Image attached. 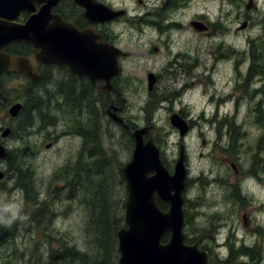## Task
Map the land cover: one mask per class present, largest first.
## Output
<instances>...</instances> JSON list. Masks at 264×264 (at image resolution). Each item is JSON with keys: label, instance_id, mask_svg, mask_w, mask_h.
<instances>
[{"label": "rangeland", "instance_id": "1", "mask_svg": "<svg viewBox=\"0 0 264 264\" xmlns=\"http://www.w3.org/2000/svg\"><path fill=\"white\" fill-rule=\"evenodd\" d=\"M253 2L248 10L246 5L249 0L191 1L183 14L184 19L200 18L199 14L207 13L208 16L204 19L214 22L213 33L202 35L191 31L192 54L186 57V61L193 65L187 66L185 72L178 71L177 80L175 76L169 78L163 83L161 90L167 89L170 82L180 85L187 83L191 87V81L205 80L207 86L204 87L205 91L188 88L179 99L174 98L170 103V97L159 94L161 90L155 91L153 95L147 93V75L155 67L150 60L145 63L146 51L135 52V48L144 43L138 37L133 38V35L131 39L125 25L120 27L123 36L131 43L124 44L130 51L125 70L128 72L129 67L134 66L136 69L133 72L137 74V80L130 79L126 83L124 114L132 129L143 125L152 126L151 136L164 146L165 156L162 159L171 172L179 155L180 144H184L188 153L190 175V186L186 194L187 198L189 194V201L184 204L189 214L185 231L189 242L204 237L215 258H224L227 255L231 246L225 244L227 239L232 240L237 247L242 244L256 246V254H261L260 245L264 248V95L254 93L252 83L248 87H237V84L243 82V78L233 81L234 71L231 66L234 60L230 66L221 61L210 69L213 64L212 49L215 48L218 54L221 52L220 57H223L233 48L238 51L236 56L242 58L245 54H241L240 50L247 46L248 40H263L264 0ZM127 4L131 7L137 6L136 0H128ZM175 13L177 12L170 15ZM244 23L246 27H242ZM174 38L178 40L177 37ZM207 91L214 93L213 103L208 102V94H204ZM227 96L231 98L228 100ZM181 107L184 109L181 115L193 121V129L184 139H181L178 130L170 123V116L174 113L172 109ZM231 120L239 124L235 131L239 137L232 152L223 149V144L217 143L219 126L228 124ZM214 121H217L216 124L212 123ZM51 131L58 136V143L49 149L44 141H48ZM69 131L71 130L37 129L28 141L19 139L15 148L20 150V154L24 149H29L22 155L25 159L19 163L30 174L32 184H26L32 191L15 188L12 182L0 190V203L22 204V213L27 217L25 220H16L19 229L16 243L24 248L25 245L41 241L38 252L44 255L51 241L55 246L68 244L83 249L90 241L86 231L90 220L88 207L83 204L82 194L78 196L70 193L66 175L69 166H73V170L80 160L89 162L91 159H87L85 154L74 159L80 143L74 137H68ZM15 140H18L16 136ZM80 148L86 153L90 146L88 144ZM103 149L107 152V158L96 162H105L104 170L101 175L92 172V188L88 200L93 196L95 182L106 181L113 192L110 204L114 209V217L115 203L118 206L117 215L123 216L126 225L125 208L121 211V207L126 203L127 191L121 168L131 159L134 149L131 131L122 127L121 132L116 133L111 125L106 131ZM227 156H230L229 161L226 160ZM233 163L237 166L238 173L233 169ZM87 177L90 179L89 174ZM27 180L28 177L23 182ZM234 192L242 198L233 197L231 194ZM39 201L50 204L49 213L44 217L43 233H39L35 227L36 222L31 221ZM212 234L215 239L211 237ZM29 252L30 250L25 251L26 254ZM34 257L37 255L34 254ZM40 260L44 261V256H40Z\"/></svg>", "mask_w": 264, "mask_h": 264}, {"label": "flooded vegetation", "instance_id": "2", "mask_svg": "<svg viewBox=\"0 0 264 264\" xmlns=\"http://www.w3.org/2000/svg\"><path fill=\"white\" fill-rule=\"evenodd\" d=\"M10 1V9H4L8 17L0 16V19L4 18L14 27L24 26L35 17L36 20L39 19L40 24L45 28H52L56 25L58 41L55 49L44 46L39 47L37 42L34 43L35 35L31 32L25 39H11L5 43H0V56L12 55L21 59L22 63L25 62L18 69L0 70V147L3 149L0 156V190L4 189L9 182H12L14 187H21L25 191L29 189L26 184L17 186L22 182L18 178L21 176L20 172L24 171L19 161L25 159V156L22 155L27 153L29 149H24L20 154V150L15 147L19 143V139L28 141L37 129H70L71 131L67 132L68 137H74L80 143L74 159L85 154L88 156L87 159L90 158L91 160H101L107 154L106 150L103 149V144L106 131L110 129L111 125L116 133L121 132L122 127L130 131L135 129H132L124 114L125 103L123 101L126 100L127 81L130 79L137 80V74L133 72L136 69L134 66L129 67L128 72L125 70V62L130 57V51L124 45L128 41L120 30L121 25H125L126 32L131 39L133 35V38L138 37L140 42L144 43V45L140 44L135 48V52L142 53L146 51L144 53V56H146L145 63L150 60L155 67L151 70L153 72H149L147 75L148 87L146 91L150 95L161 90L163 83L167 82L172 76H175L177 80L176 73L178 71L185 72L187 66L193 65L192 62L186 61V57H190L192 54L191 31L205 35L210 32L213 33L215 27L214 22L204 19L208 16L207 13L199 14L201 15L200 18L184 19L183 14L191 5L192 0H136V7L129 6L127 4L128 0ZM90 2L102 5L105 10L103 21L90 22L86 15ZM174 12L177 13L170 15ZM64 31L68 41L65 42L67 49L63 47L65 44L63 42ZM77 31L87 38L89 45L91 44L90 39L95 36L97 44L113 49L111 56L114 66L112 68L110 66L105 67L108 72L107 75L100 70L94 71L92 67L86 69L85 66L75 62L78 54L89 52L85 46V44L88 45L86 41L80 45L82 50L73 41ZM90 36L92 37L90 38ZM174 37H177L178 40L176 41ZM257 44L261 45L256 40H248L247 46L243 50L239 49L241 54H245L242 58L236 56L238 51L233 48L223 57H220L221 52L218 54L215 48L212 49L213 64L210 69L221 61L230 66L233 63L232 60H234L231 66L234 71L233 81L237 82V80L243 78V82L237 84V87L239 85L248 87L252 83L253 92L264 95V48L257 49L254 52L252 47ZM175 46H177L176 50L174 49ZM195 59H198V57ZM196 67H199V65ZM151 75L154 77V83L150 86L149 77ZM190 84L191 87H188L187 83L180 85L170 82L169 87L161 90L159 94L170 97V103L174 98L175 100L179 99L188 88L190 90L202 89V91H205L204 87L207 86L205 80H194ZM209 89L212 90L211 87ZM204 94H208V102H214L213 92L207 91ZM227 97L228 100L231 98L230 96ZM182 108H173L172 111L181 115L184 112ZM12 110L16 113L13 114ZM114 116L123 118L129 127L126 128ZM181 116L183 117V115ZM82 121H85V123ZM186 121L188 129L185 136H180L181 139L187 137L193 129V121L190 119H186ZM217 121L212 123L216 124ZM227 125H229V128ZM79 127L82 132L78 130ZM237 127H239V124L232 120L228 121V124L219 126L217 143L223 144V149L233 151L239 137L235 134ZM98 132L101 134L99 135ZM50 134L48 141H44L46 148L49 149L58 143V136L54 135L53 131ZM101 135L102 137H100ZM15 136L18 140H15ZM153 140L160 148L163 158L165 156L164 146L157 139L153 138ZM88 144L90 146L88 153H83L80 147ZM182 147L185 148L183 143L180 144L179 151ZM185 159L187 188L184 196L185 204H187L189 194L188 198L186 194L190 186L187 152L185 153ZM226 160L229 161L230 156H227ZM232 167L238 173L237 166L234 163ZM27 177L28 182L24 183L30 181V184H32L29 174ZM214 178L217 179V176H214ZM231 195L241 197L237 192ZM186 225L187 219L184 231ZM212 235L211 237L215 239V235ZM165 237L166 235L163 237V241L166 240ZM197 241L201 249L208 251L209 264H264V248L262 245H260L261 254H256V246L250 245L252 247H249L242 244L237 247L232 240L227 239L228 242L225 244L231 245L228 248L227 255L224 258H215L204 237H199ZM217 245L220 246L221 244Z\"/></svg>", "mask_w": 264, "mask_h": 264}, {"label": "water", "instance_id": "3", "mask_svg": "<svg viewBox=\"0 0 264 264\" xmlns=\"http://www.w3.org/2000/svg\"><path fill=\"white\" fill-rule=\"evenodd\" d=\"M91 2L86 13L90 22L103 21L105 10L102 5ZM10 3V0H0V7H2L0 16L8 17L4 9H10ZM252 5V0H249L246 8L250 9ZM0 20V43L11 39H25L33 32L35 35L33 41L37 42L39 47L55 49L58 41L56 25L52 28H45L35 17L24 26L14 27L4 18ZM242 27H246V23ZM63 33H65L63 34L65 43L67 41L66 32ZM75 37L73 41L82 50L80 45L84 41L88 44L87 38L83 37L79 31L76 32ZM90 43L89 46L85 44L89 52L78 54L75 62L85 66L86 69L92 67L94 71L100 70L107 75L105 67L114 66L111 56L113 49L97 44L95 36L90 39ZM63 47L67 49V44L65 43ZM23 64L25 62L22 63L21 59L12 55L0 56V70L18 69ZM149 83L150 86L153 85V75L149 77ZM12 113L15 114L16 111L12 110ZM115 119L123 123L126 128L129 127L123 118L115 117ZM170 121L180 131L181 136L186 134L187 122L180 114H172ZM150 129L151 126L147 125L133 130L135 147L132 158L122 167V177L126 182L127 190L125 204L127 226L117 231L120 253L117 264H209L208 251L200 249L198 241L194 244L185 242L187 236L183 231L185 224L183 204L187 169L184 147L181 148L173 172H170L163 164L160 148L153 138L148 137L146 140ZM2 153L3 149L0 147V156ZM158 199L167 202L169 208L163 210ZM166 233L170 234L169 240L162 242Z\"/></svg>", "mask_w": 264, "mask_h": 264}, {"label": "trees", "instance_id": "4", "mask_svg": "<svg viewBox=\"0 0 264 264\" xmlns=\"http://www.w3.org/2000/svg\"><path fill=\"white\" fill-rule=\"evenodd\" d=\"M263 31L264 23L262 25ZM258 42L261 45H253L252 50L254 52L257 49L264 48V38ZM104 165L105 162L103 161L96 162V160H91L87 162L80 160L76 168L72 170L73 166H69L67 169L66 181L70 188V193L78 196L82 194L81 199L83 204L88 207L90 215L86 230L90 241L84 249L77 245L68 244L55 246L52 241L48 243L46 255L38 252L41 241L33 242V245H25L24 248H21L16 243L19 231L17 222L14 221L11 226H5L3 222H0V257L2 264H117L119 259L117 230L124 226V219L122 215H117L118 206L115 203V217L112 212L114 211L110 204V198L113 197L112 188L106 181L98 180L94 184L93 196L90 195L91 199L90 201L88 200V195L92 188V172L101 175ZM88 174L90 179L87 177ZM159 203L163 209L167 208L164 202L159 201ZM49 207L50 204L48 202H40L34 210V221H31L36 222L35 227L39 233H43L44 217H47ZM123 208H125L124 203L121 211H123ZM185 211L188 223L189 214L187 210ZM48 220L50 221V219ZM167 238L168 235H166L165 239L167 240ZM27 250H30L28 254L25 253ZM34 254L37 257H34ZM40 256H44V261L40 260ZM35 260L36 263H34Z\"/></svg>", "mask_w": 264, "mask_h": 264}, {"label": "clouds", "instance_id": "5", "mask_svg": "<svg viewBox=\"0 0 264 264\" xmlns=\"http://www.w3.org/2000/svg\"><path fill=\"white\" fill-rule=\"evenodd\" d=\"M27 217L22 213V204L0 203V222L5 226H11L16 220H25Z\"/></svg>", "mask_w": 264, "mask_h": 264}, {"label": "bare ground", "instance_id": "6", "mask_svg": "<svg viewBox=\"0 0 264 264\" xmlns=\"http://www.w3.org/2000/svg\"><path fill=\"white\" fill-rule=\"evenodd\" d=\"M95 100H96V99H95ZM102 100H103V99H102ZM98 101H99V100H98ZM100 101H101V100H100ZM94 102H95V101H94ZM99 103H100V102H99ZM94 104H97V103H94ZM104 104H105V103H104ZM99 106H100V105H99ZM99 106H98V107H99ZM101 108H102V107H101ZM103 109H104V108H103ZM103 109H102V110H103ZM100 110H101V109H100ZM100 110H97V111H100ZM95 113H96V112H95ZM101 113H102V112H101ZM101 113H100V114H101ZM89 114H90V113H89ZM98 114H99V113H98ZM86 115H88V114H86ZM94 115H95V114H94ZM99 117H100V115H99ZM80 118H81V117H80ZM83 118H84V117H83ZM83 118H82V119H83ZM101 118H102V117H101ZM87 119H88V118H87ZM95 119H96V118H95ZM98 119H99V118H98ZM83 120H84V119H83ZM94 121H95V120H94ZM99 121H101V120H99ZM82 122L85 123V121H82ZM82 122H81V123H82ZM81 123H80V124H81ZM97 124H98V122H97ZM81 125H82V124H81ZM84 126H85V125H84ZM106 126H107V125H106ZM88 127H89V126H88ZM90 127H91V126H90ZM95 127H96V126H95ZM98 127H99V126H98ZM106 128H107V127H106ZM78 130H80V127H79ZM86 130H87V129H86ZM80 131L82 132V129H81ZM101 131H102V130H101ZM101 131H100V132H101ZM98 133H99V132H98ZM77 134H78V133H77ZM89 134H90V133H89ZM100 134H101V133H99V135H100ZM74 136H75V135H74ZM78 136H79V135H78ZM81 136H82V135H81ZM92 137H93V136H92ZM100 137H102V135H101ZM78 138H79V137H78ZM81 138H82V137H81ZM87 139H88V138H87ZM99 142H100V141H99ZM91 143H92V141H91ZM95 146H96V145H95ZM86 148H87V147H86ZM84 150H86V149H84ZM87 151H89V149H87ZM87 153H88V152H87ZM89 154H90V153H89ZM103 154H104V153H103ZM99 155H100V154H99ZM97 156H98V155H97ZM97 156H96V157H97ZM87 157H88V156H87ZM104 157L107 158V155L104 156ZM100 158H101V157H100ZM94 159H95V158H94ZM96 159H97V158H96ZM97 160H98V159H97ZM90 161H91V160H90ZM92 161H94V160H92ZM109 162H110V161H109ZM90 163H91V162H90ZM110 164H111V163H110ZM106 166H107V165H106ZM109 167H110V166H109ZM109 167H107V168H109ZM103 168H104V167H103ZM103 170H104V169H103ZM105 170H106V169H105ZM108 170H110V169H108ZM108 170H107V171H108ZM22 171H23V170H22ZM30 172H31V171H30ZM109 172H111V171H109ZM107 173H108V172H107ZM20 174H21V176L19 177V179H21V181L23 182L24 179H26V177L28 176L29 172L25 170V171H23V172H20ZM110 174H111V173H110ZM29 175H30V174H29ZM29 177H30V176H29ZM31 178H32V177H31ZM66 179H67V178H66ZM70 179H71V178H70ZM29 180H30V179H29ZM71 180H72V179H71ZM19 182H20V181H19ZM22 182H21L19 185H17V186H20V185L22 186V184H26V183H24V182L22 183ZM27 182H28V181H27ZM29 183H30V182H29ZM26 185H27V184H26ZM23 186H24V185H23ZM30 186H31V185H30ZM15 188H16V187H15ZM18 188H19V187H18ZM22 188H23V187H22ZM28 188H29V187H28ZM31 189H32V188H31ZM31 189L29 188L28 190H31ZM34 189H35V188H34ZM26 191H27V190H26ZM31 191H32V190H31ZM34 191H35V190H34ZM34 191H33V192H34ZM10 192H11V191H10ZM10 192H9V193H10ZM35 193H36V192H35ZM11 194H12V193H11ZM33 194H34V193H33ZM2 195H3V194H2ZM0 198H1V197H0ZM202 200L204 201L203 198H202ZM39 202H40V201H39ZM200 202H202V201L200 200ZM199 204H200V203H199ZM199 204H198V205H199ZM204 204H205V203H204ZM207 204H208V203H207ZM207 208H208V206H207ZM199 211H200V210H199ZM200 212H201V211H200ZM200 212H199V213H200ZM217 214H218V213H217Z\"/></svg>", "mask_w": 264, "mask_h": 264}]
</instances>
